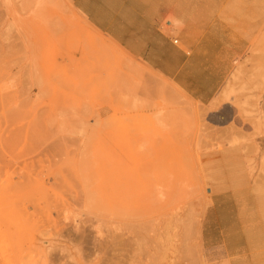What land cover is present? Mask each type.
Segmentation results:
<instances>
[{
    "label": "rangeland",
    "instance_id": "1",
    "mask_svg": "<svg viewBox=\"0 0 264 264\" xmlns=\"http://www.w3.org/2000/svg\"><path fill=\"white\" fill-rule=\"evenodd\" d=\"M114 5L225 80L203 105L68 0H0V264H264V0Z\"/></svg>",
    "mask_w": 264,
    "mask_h": 264
},
{
    "label": "crops",
    "instance_id": "2",
    "mask_svg": "<svg viewBox=\"0 0 264 264\" xmlns=\"http://www.w3.org/2000/svg\"><path fill=\"white\" fill-rule=\"evenodd\" d=\"M116 1L119 0H68L81 16L100 32L114 38L116 43L134 58L171 80L194 100L203 105L210 104L225 80L226 68L224 69L223 66L227 65L225 57L228 54L214 47H204L198 52L180 48L177 46L178 41H174L164 32L162 27L164 13L158 8L139 10L141 15H139L138 23L142 30L137 32L134 25L129 39L121 35L123 31L120 28L116 30V36L113 37L111 30L105 29L97 18L107 16L106 11L114 7ZM121 8H124V5ZM146 16H150V19L146 20L144 18ZM182 38L183 36L180 41L183 43ZM197 53L209 55L215 60L219 59V64L214 61L211 66H205L197 76H191L186 68ZM218 68L220 71L217 70Z\"/></svg>",
    "mask_w": 264,
    "mask_h": 264
}]
</instances>
